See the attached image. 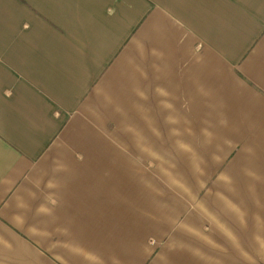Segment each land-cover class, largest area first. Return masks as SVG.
<instances>
[{"label": "crops", "instance_id": "crops-1", "mask_svg": "<svg viewBox=\"0 0 264 264\" xmlns=\"http://www.w3.org/2000/svg\"><path fill=\"white\" fill-rule=\"evenodd\" d=\"M132 136L157 154L186 138L170 168L222 171L203 241L133 176L115 138ZM1 250L0 264H264V0H0Z\"/></svg>", "mask_w": 264, "mask_h": 264}, {"label": "rangeland", "instance_id": "rangeland-1", "mask_svg": "<svg viewBox=\"0 0 264 264\" xmlns=\"http://www.w3.org/2000/svg\"><path fill=\"white\" fill-rule=\"evenodd\" d=\"M132 131L133 134L137 133L135 130ZM115 138L117 146H126L127 149L131 150L129 156L133 162V168H138L133 169V176L138 174L142 177H147L148 183L152 185V187L149 185V188H152L153 191L159 195H163L165 205L178 203V208L174 207L173 212L171 213L173 215L170 219L173 223H169L170 225H174L176 228L179 227L180 229L187 224L196 225L197 230H195L196 232L192 233L191 236L199 238L201 241L204 240L206 236L204 235L205 233H208L209 235L211 229H217L216 224H218L220 216H222L221 206L219 202L214 199L212 200V195H214V197L218 196L221 189L218 185L215 186L210 183H212L214 177H218L219 172L221 173L222 171L170 168L172 166L181 167L185 158L188 157L187 152L191 149L187 147L186 138L179 139L180 152L164 154L155 153L156 147L154 145V138L140 139L133 136L130 139H124L123 137ZM110 140H114V138L111 137ZM103 142L101 141V144H107L109 138L105 137ZM165 148H167L166 145L164 149ZM190 157L197 159L199 155L191 154ZM139 167L141 169H139ZM169 199L174 201H166ZM230 204L235 205V202H231ZM224 216H226L225 213ZM29 219L31 218L25 217L22 220L23 222H30L31 220ZM5 225L7 224L5 223ZM13 230L15 229L13 228ZM7 237L10 236L4 235V238L7 239ZM13 237H15V239L21 244H25L28 241L27 235L16 233L15 235L13 234ZM9 240L11 241L12 237H10ZM22 247L23 246L18 250L21 252L17 257H22L23 253L28 256L27 250H25V248L22 249ZM100 252L103 257L106 256V250H101ZM0 253L4 256H13L12 250L9 253L5 250H1ZM156 254L157 251L155 250V254L150 256L155 257Z\"/></svg>", "mask_w": 264, "mask_h": 264}]
</instances>
